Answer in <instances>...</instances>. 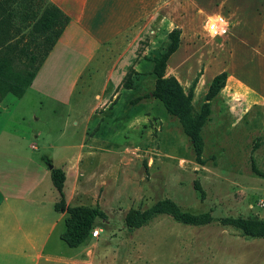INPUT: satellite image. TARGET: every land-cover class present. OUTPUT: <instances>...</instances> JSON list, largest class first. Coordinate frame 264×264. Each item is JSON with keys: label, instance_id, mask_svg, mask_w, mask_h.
Wrapping results in <instances>:
<instances>
[{"label": "rangeland", "instance_id": "rangeland-1", "mask_svg": "<svg viewBox=\"0 0 264 264\" xmlns=\"http://www.w3.org/2000/svg\"><path fill=\"white\" fill-rule=\"evenodd\" d=\"M192 1L202 10L191 21L151 26L134 48L133 62L103 64L110 79L95 76L90 63L80 79L43 81L44 88L60 90L64 106L51 109L47 99L39 98L36 128L77 142L82 115H89L90 143L108 144L113 153L107 161L117 152L116 167L102 166L94 175V192L102 196L99 209L106 219L92 228L98 233L86 244L87 264H264V238H250L219 223L225 217L264 221V0ZM218 15L229 23L228 33L212 38L205 25ZM173 28L180 30L178 48L166 62L164 78L176 83L188 114L199 111L211 78L226 74L224 87L210 103L211 119L200 129L203 149L198 157L178 119L157 100L128 104L153 90L149 60L164 51ZM142 55L147 57L137 74L135 62ZM127 78L131 90L122 88ZM26 102L28 107L33 103ZM56 152L50 151L53 160ZM99 158L90 161L92 169ZM161 199L191 214L209 212L212 221L189 226L158 215L141 228L124 227L128 210H145Z\"/></svg>", "mask_w": 264, "mask_h": 264}, {"label": "crops", "instance_id": "crops-1", "mask_svg": "<svg viewBox=\"0 0 264 264\" xmlns=\"http://www.w3.org/2000/svg\"><path fill=\"white\" fill-rule=\"evenodd\" d=\"M47 2L67 17V24L22 96L7 94L0 100V264H87L86 244L93 238L75 248L59 239L66 215L54 210L58 194L49 170L62 171L67 206L101 208L102 196L94 192V175L102 166L112 169L117 165V152L113 161H107L113 153L108 144L95 146L86 136L89 115H82V135L77 142L65 135L54 138L34 126L39 121V98L47 99L51 109L64 106V99L58 97L60 90L44 88L46 77L77 80L88 70L87 64L93 63L95 76L110 79L111 71L102 65L133 62L134 48L151 26H182L183 20L191 21L202 10L192 0ZM233 17L230 14L231 20ZM143 55L135 62L137 74L140 61L147 57ZM80 61L84 63L78 66ZM26 101L33 103L28 107ZM33 139L41 145H34ZM53 148L57 150L54 160L50 154ZM97 156L100 162L92 169L90 161ZM84 174L88 181L79 176Z\"/></svg>", "mask_w": 264, "mask_h": 264}, {"label": "trees", "instance_id": "trees-1", "mask_svg": "<svg viewBox=\"0 0 264 264\" xmlns=\"http://www.w3.org/2000/svg\"><path fill=\"white\" fill-rule=\"evenodd\" d=\"M67 21V17L47 0H0V100L7 94L15 98L22 96ZM179 35L178 28L171 29L166 36L168 43L164 51L149 60L154 77L153 90L130 99L128 104L134 106L148 97L157 100L166 114L178 119L183 134L198 157L203 149L200 129L211 119L210 103L224 87L226 74L220 72L211 78L199 111L188 114L183 109L184 100H180L181 93L176 83L164 78L166 62L178 48ZM122 88L131 89L128 78L123 81ZM49 178L58 194L54 210L66 215L59 239L69 248L81 246L90 239L94 221L105 220V214L98 207L67 206L62 192V171L50 168ZM194 187L198 189L196 184ZM158 215L189 226L212 221L209 212L191 214L180 210L171 200L161 199L145 210H128L123 219L124 227L141 228ZM219 223L240 231L244 236L264 238V221L225 217Z\"/></svg>", "mask_w": 264, "mask_h": 264}, {"label": "built area", "instance_id": "built-area-1", "mask_svg": "<svg viewBox=\"0 0 264 264\" xmlns=\"http://www.w3.org/2000/svg\"><path fill=\"white\" fill-rule=\"evenodd\" d=\"M205 32L214 38H223L227 35L229 29V23L221 16H215L206 23ZM98 231L96 229L90 232V238L97 236Z\"/></svg>", "mask_w": 264, "mask_h": 264}]
</instances>
